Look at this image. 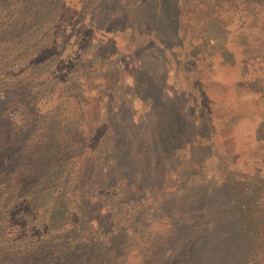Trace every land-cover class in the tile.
Returning a JSON list of instances; mask_svg holds the SVG:
<instances>
[{"label": "rangeland", "instance_id": "obj_1", "mask_svg": "<svg viewBox=\"0 0 264 264\" xmlns=\"http://www.w3.org/2000/svg\"><path fill=\"white\" fill-rule=\"evenodd\" d=\"M9 1L0 151L6 128L21 127L28 173L57 163L34 156L47 136L88 174L79 244L92 225L116 238L106 264H264V0ZM209 23L219 46L204 39ZM22 84L41 96L31 111L60 122L24 123ZM19 161L10 175L21 176ZM30 196L6 191L0 209Z\"/></svg>", "mask_w": 264, "mask_h": 264}, {"label": "trees", "instance_id": "obj_2", "mask_svg": "<svg viewBox=\"0 0 264 264\" xmlns=\"http://www.w3.org/2000/svg\"><path fill=\"white\" fill-rule=\"evenodd\" d=\"M0 9L1 13L5 10L12 12V3L9 0L5 2L0 0ZM5 20L1 19L0 23L3 24ZM9 31L10 28L7 35ZM223 38L222 30L215 23H209L205 28L204 39L210 45H221ZM10 51H7L5 59H8ZM19 82L21 85L22 81ZM15 89L21 91L20 94L25 100L22 105L28 108L24 123L29 125L39 120L51 125L56 118L60 122L61 117L58 114H36L31 111L30 106L42 100L38 99L41 96H36L38 91H33L34 86L22 84L17 85ZM6 121V125L9 126L10 120ZM45 128L49 127L46 125ZM6 131L7 136L5 133L2 136L8 138L10 144L6 150L0 151V202L6 191L26 188L31 194L29 199L31 203H26L28 199H22L20 210L13 211L11 203H4L0 209L1 219L6 220L4 226L0 227V264H106L107 259L110 263L112 253L107 249L115 242V237L110 239V236L106 237L105 234L101 236V233L91 225L93 235L85 242L80 244L78 242L82 231L79 222L87 216L85 196L90 189L88 174L80 177L81 172L71 171V159L65 158V153L57 155L56 144L55 147L44 146L42 143L51 142L47 136L40 137L42 143H35L34 156H51L57 158L55 161L57 163L49 165L47 160L41 159L35 165L31 162L28 173L25 163L19 161V158L21 155L25 159L28 154L26 145L29 144V135L21 127L16 128L13 134L9 133L10 129L6 128ZM18 161V166L21 165L23 168L21 176L19 171L18 176H12L16 169L10 175L11 169ZM69 174H74L75 177ZM8 200L6 197L5 201L9 202ZM233 203L238 216L244 217L241 199L234 194ZM27 204L32 206L31 211Z\"/></svg>", "mask_w": 264, "mask_h": 264}]
</instances>
